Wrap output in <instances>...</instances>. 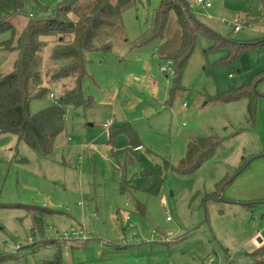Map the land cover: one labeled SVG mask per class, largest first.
Returning a JSON list of instances; mask_svg holds the SVG:
<instances>
[{
	"label": "rangeland",
	"instance_id": "rangeland-1",
	"mask_svg": "<svg viewBox=\"0 0 264 264\" xmlns=\"http://www.w3.org/2000/svg\"><path fill=\"white\" fill-rule=\"evenodd\" d=\"M59 1L22 0V13L48 17ZM160 1L130 4L100 35L105 47L86 53L80 86L90 105L66 107L64 129L47 156L0 134V264H43L58 249L62 264H226V254L232 264H256L250 252L264 246V0H207L209 7L183 0L215 37L197 35L174 92L173 73L160 69L163 54L180 42L174 12L162 38L140 43ZM9 37L1 32L0 43ZM56 37H42L34 52L46 91L30 100L31 113L56 104L77 83L76 76L52 79ZM235 43L254 45L228 59ZM14 58L0 49V72L10 71ZM246 84L255 98L252 123L247 98H215ZM122 124L134 127L143 147L126 164L106 142ZM216 139L196 169L174 168L188 145L198 148L197 157ZM128 144L120 134L113 149ZM223 178L222 200L205 210V193ZM155 179L160 187L152 193ZM20 205L49 212L42 233Z\"/></svg>",
	"mask_w": 264,
	"mask_h": 264
},
{
	"label": "trees",
	"instance_id": "trees-1",
	"mask_svg": "<svg viewBox=\"0 0 264 264\" xmlns=\"http://www.w3.org/2000/svg\"><path fill=\"white\" fill-rule=\"evenodd\" d=\"M135 1L60 0L51 16L34 19L30 14L22 13V0H0V33L10 32V37L0 43V49L15 52L10 71L0 72V134H11L17 141H23L37 156H47L54 147L56 137L64 129L66 107L90 105V98L84 96L80 86V80L85 74L86 53L98 47H105L104 44L100 45V35L103 30L112 29L119 21L122 12ZM170 11L174 12L180 31V42L175 49L166 52L162 57L172 62L174 72L171 91L174 92L180 86V79L197 35L202 31L209 36L214 34L191 16L183 0H161L153 12L148 33L141 38L140 43L163 37ZM22 18L24 23L20 25ZM44 36H57L51 58L59 65L54 69L52 79L76 76L77 83L74 87L65 89L56 104L31 113L28 107L30 100L40 97L46 91L41 86L38 65L34 58V52L42 46L41 38ZM251 45L254 44L238 43L235 47L231 46L228 59H233L241 52L247 51ZM215 98L224 102L247 98L248 117L250 122H253L255 98L250 85L228 89ZM120 134L127 137L129 144L122 149H113L114 139ZM106 142L110 145L111 154L115 158L122 157L125 164L132 162L133 150L142 146L137 131L130 124H122L109 131ZM220 142V139L214 140L197 157L195 151L198 148L195 145L190 147L188 145L185 158L174 168L180 172L196 169L215 151ZM164 163L167 167L168 161L164 160ZM157 171L160 174L159 166ZM141 173L150 174L146 169H142ZM227 183L226 178H223L214 184L213 190L205 193L202 199L205 210L209 202L222 200L221 192ZM159 187L160 182L155 179L150 191L156 193ZM254 203L248 202L244 205L250 206ZM20 206L25 207L30 214L33 229L42 233L44 218L49 212L39 206ZM138 208L142 212L141 207ZM260 252L263 257L262 245L250 252L253 258L256 257V264L264 262V258L260 260L257 258ZM3 259L4 257L0 258ZM43 264H62L60 249L53 258L46 259ZM226 264H232L228 254H226Z\"/></svg>",
	"mask_w": 264,
	"mask_h": 264
},
{
	"label": "built area",
	"instance_id": "built-area-1",
	"mask_svg": "<svg viewBox=\"0 0 264 264\" xmlns=\"http://www.w3.org/2000/svg\"><path fill=\"white\" fill-rule=\"evenodd\" d=\"M197 2L202 3L205 7H209L210 6L209 1H207V0H197ZM232 27L234 28V30H237V29H239L240 25L238 23H236V24L232 25ZM166 62H167V64H163L162 66H160V69L162 71H165V72H170L171 71L173 73L174 71H173V67H172V62L170 60H166ZM49 96L53 97V94L49 93ZM183 106H185V103H183ZM104 127H108V126L106 124H104ZM162 201H165V199L162 198ZM125 219H128V215L125 216ZM167 219H169V217H167Z\"/></svg>",
	"mask_w": 264,
	"mask_h": 264
},
{
	"label": "crops",
	"instance_id": "crops-1",
	"mask_svg": "<svg viewBox=\"0 0 264 264\" xmlns=\"http://www.w3.org/2000/svg\"><path fill=\"white\" fill-rule=\"evenodd\" d=\"M141 148H143V147L141 146ZM141 148H136V149H134V150L141 149ZM258 247H259V246H258Z\"/></svg>",
	"mask_w": 264,
	"mask_h": 264
}]
</instances>
